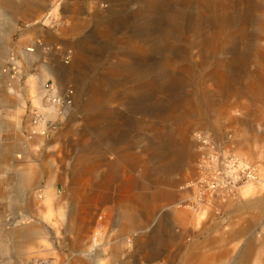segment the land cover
<instances>
[{"label":"rangeland","instance_id":"rangeland-1","mask_svg":"<svg viewBox=\"0 0 264 264\" xmlns=\"http://www.w3.org/2000/svg\"><path fill=\"white\" fill-rule=\"evenodd\" d=\"M32 2L1 3L0 64L23 105L0 146L21 163L24 211L5 198L0 214L33 230L0 264H264V0ZM47 67L72 98L52 118L49 92L27 91ZM197 130L260 182L194 206Z\"/></svg>","mask_w":264,"mask_h":264},{"label":"built area","instance_id":"built-area-1","mask_svg":"<svg viewBox=\"0 0 264 264\" xmlns=\"http://www.w3.org/2000/svg\"><path fill=\"white\" fill-rule=\"evenodd\" d=\"M45 87L49 93L56 88L49 82H46ZM65 95V98L49 96V99L52 103L61 101L59 105L68 104V101L71 103V92ZM193 137L199 152L196 160L197 174L192 181L194 206L230 199L238 194L242 185L259 179L256 165L225 149L212 135L197 130Z\"/></svg>","mask_w":264,"mask_h":264},{"label":"bare ground","instance_id":"bare-ground-1","mask_svg":"<svg viewBox=\"0 0 264 264\" xmlns=\"http://www.w3.org/2000/svg\"><path fill=\"white\" fill-rule=\"evenodd\" d=\"M10 0H0V15H3V7L1 5V3L3 2H9ZM29 50H33V49H29ZM29 58H33L34 55H27ZM47 75H50V72H48L46 74V76H44V80L42 81V89L39 90V88L36 85V76L35 75H30V78L35 81V86L34 89L32 90V92H35L36 94V98L40 99L43 98L45 96L46 93H48L49 91L47 89H45V83L47 80ZM50 94V98H54V97H58V95L56 94L55 91H52ZM64 98V97H63ZM2 101V99H1ZM67 102V101H66ZM59 103H61V101H55L53 102L48 110H46L45 114L47 116V118H52V117H56L57 116V105H59ZM68 104H65V106L67 108H69V106L72 105V101L71 103H69V101L67 102ZM41 126H44V121H40ZM105 129V128H104ZM47 130H43V133H46ZM248 161V160H247ZM5 166H3L4 171L1 174L0 177V200L3 199H7L6 201H8V203H10L11 207H16L18 209H21L22 211H24L22 209V205L20 204V202L23 200L22 198V191H23V185L21 184L22 182H16L15 181V176H16V170L17 168L20 166L21 163L19 164H14L11 161L9 162H5ZM259 175V173H258ZM262 181V180H261ZM260 182V175H259V179H257V181L255 182H248L245 183L244 185L241 186L240 189H242L243 186L253 183V184H258ZM187 201V199L185 200ZM48 205H51V197H48L47 199ZM6 212V211H5ZM9 214H0V255L2 254V258L4 259L3 261H7L10 258V252L8 249L3 248V244L4 242L9 239L11 236H20L24 233H31L32 232V228L24 225V221L23 220H18L19 215L17 216H13V220L10 218L9 219ZM24 217V216H22ZM97 248V247H96Z\"/></svg>","mask_w":264,"mask_h":264},{"label":"crops","instance_id":"crops-1","mask_svg":"<svg viewBox=\"0 0 264 264\" xmlns=\"http://www.w3.org/2000/svg\"><path fill=\"white\" fill-rule=\"evenodd\" d=\"M33 1V2H32ZM35 0H31L32 3H28L26 5L30 6H35L36 2H34ZM10 2V1H9ZM8 2V3H9ZM6 12L5 14H8L7 9H5ZM13 25L11 24L10 27H12ZM52 35H50L47 32H42L41 37L43 39L46 40H50L52 37ZM25 57H27V61L29 60H33V58H29L27 55H31L28 53H24ZM30 61V62H31ZM49 68L47 67L44 71L42 70L41 73L39 75H35L37 78L36 80V85L37 87L40 89H42V81L44 80V76H46V74L49 72ZM34 75V74H33ZM29 79V83L31 84L30 87L27 89V91H29V95H31L34 98V101H38L39 99L36 98V94L35 92H32V90L34 89L35 86V81H33L30 78V75L28 77ZM21 87V82L17 81L16 79H12L9 75V72L7 71L6 68H4V64H0V132L2 130H7L6 127L4 125H6L7 123H10L12 125L17 126L18 123L16 120H14L15 118L20 117V113L22 111V101L23 98L21 99L18 92L20 90ZM4 93V94H3ZM5 95V96H4ZM2 99V101H1ZM10 130H14V129H10ZM5 149L1 148L0 146V167L3 166V152ZM5 166V165H4ZM18 171L16 170V173ZM244 189V188H243ZM244 191V190H243ZM246 191V189H245Z\"/></svg>","mask_w":264,"mask_h":264}]
</instances>
